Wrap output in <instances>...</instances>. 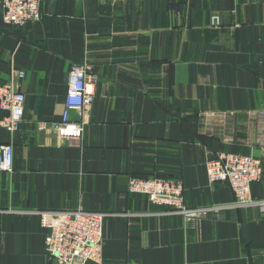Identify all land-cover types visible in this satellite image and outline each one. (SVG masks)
Here are the masks:
<instances>
[{
  "label": "crops",
  "instance_id": "obj_1",
  "mask_svg": "<svg viewBox=\"0 0 264 264\" xmlns=\"http://www.w3.org/2000/svg\"><path fill=\"white\" fill-rule=\"evenodd\" d=\"M2 12L0 0V82L26 100L20 128L0 127L14 149L0 171V264H57L40 212L80 206L111 213L88 264H264L259 209L207 175L221 152L264 166V0H42L41 20L23 26ZM84 64L83 137L39 129L61 118ZM153 176L181 179L188 206L215 210L188 223L128 191L130 177ZM252 193L264 197V176Z\"/></svg>",
  "mask_w": 264,
  "mask_h": 264
},
{
  "label": "built area",
  "instance_id": "obj_2",
  "mask_svg": "<svg viewBox=\"0 0 264 264\" xmlns=\"http://www.w3.org/2000/svg\"><path fill=\"white\" fill-rule=\"evenodd\" d=\"M42 0H2L3 21L7 25L23 26L41 20ZM111 3L128 0H104ZM214 20L219 16L215 15ZM91 66L76 65L69 75L65 106L59 120L42 122L39 129L53 130L60 139H80L84 134V115L90 110L94 93L90 88ZM19 70L15 75L24 76ZM26 94L15 88L13 82H0V127L16 131L23 122ZM76 111L80 119L74 120ZM264 114V111L262 112ZM264 149V147H263ZM14 149L10 144H0V171L11 172ZM210 184L228 182L235 193L234 205L257 207L264 217V197H255L252 184L264 176L263 159L253 154L221 152L207 163ZM128 191L142 194L156 205L167 208L166 213L181 215L192 222L215 210L211 206H188L184 198L181 179L160 176L130 177ZM42 226L47 230L45 248L57 264H88L100 261L103 251L104 221L111 213L89 210L84 207L40 212ZM138 264V263H130Z\"/></svg>",
  "mask_w": 264,
  "mask_h": 264
},
{
  "label": "rangeland",
  "instance_id": "obj_3",
  "mask_svg": "<svg viewBox=\"0 0 264 264\" xmlns=\"http://www.w3.org/2000/svg\"><path fill=\"white\" fill-rule=\"evenodd\" d=\"M106 212V211H105Z\"/></svg>",
  "mask_w": 264,
  "mask_h": 264
}]
</instances>
